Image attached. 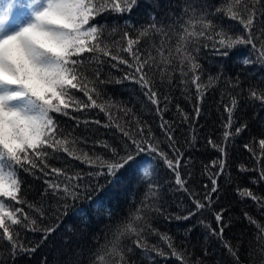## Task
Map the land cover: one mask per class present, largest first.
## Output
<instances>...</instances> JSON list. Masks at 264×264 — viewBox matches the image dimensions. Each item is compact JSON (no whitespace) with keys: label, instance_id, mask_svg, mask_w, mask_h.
I'll return each instance as SVG.
<instances>
[{"label":"trees","instance_id":"1","mask_svg":"<svg viewBox=\"0 0 264 264\" xmlns=\"http://www.w3.org/2000/svg\"><path fill=\"white\" fill-rule=\"evenodd\" d=\"M192 2L193 0H137L130 13H116L109 8L95 16L90 23L105 26L104 39L108 41H118L123 32L134 37L137 30L153 23V17L157 26H162L166 32L178 31L177 21L182 24L188 18L184 14V8ZM228 2L229 0H194L197 7L207 6L206 11L212 14L208 18L219 26L217 31L223 27L230 29L233 34H243L238 22L228 19L224 11H217L226 9ZM12 3L16 8H21L30 5L31 0H12ZM249 6L251 7L250 0ZM256 7L259 20L253 29L254 36L264 28V15H260L264 13V0ZM126 23L128 27H125ZM113 29H116V34L109 37L108 34ZM161 39V34L141 39L138 46L141 53L147 55L151 52L155 55L153 45L159 47ZM168 43L174 46L175 37L169 36ZM197 47L199 51L193 54L201 66L200 81L206 85L202 100H197L198 94L191 84V74L182 78L173 67L169 68L173 72L172 83L161 85L157 72L154 77L155 87L161 96L169 97L163 119L170 123L174 131L175 147L183 153L179 171L186 181L188 193L196 194L195 198L203 201V194L212 186L210 174L218 170L211 167V162L224 160V173L217 178L218 199L214 195L210 208L196 212L187 220L177 219L176 217L195 211L192 200L187 193L178 189L174 173L162 161L154 160L148 153L142 154L141 171L144 166L153 165V180L159 185V195L154 203L161 212L145 214L147 222L155 230H145L142 237L145 248L136 247L131 239L125 240L126 247L131 248L130 252H125L127 264H237L222 241L228 242L236 251L239 264H260L264 258L257 251L264 247V236H261V229H264V206H259L251 199H241L237 195V188H248L264 200V180L251 170L257 167L253 153L261 155L258 141L264 139V102L250 96V91L253 90L258 95H264V63L257 59V52L251 45H236L227 50V56L218 54L210 40L201 39ZM225 50L219 48V52ZM89 55L85 53L84 57ZM122 55L128 58L126 54ZM100 59L102 63H93L89 67L99 71V80L95 83L99 96L94 98L97 103L104 105L105 111L99 108L83 112L69 109L68 115L54 114L58 130L67 135L70 141L75 140L74 144L69 143V150L77 156L87 153L89 156L110 159L112 154L109 148L119 149L125 141L115 125L119 124L125 130L134 129L133 117H136L151 128L159 141L160 149L167 152L169 158H174L169 151V143L159 128L160 117L155 107L145 98L144 90L138 83L123 79L129 69L110 58L101 56ZM245 59L251 62L245 64ZM86 75L95 80L91 71ZM209 77L213 78L210 84ZM182 79L187 83H181ZM72 95L87 102L83 93L72 90ZM232 98L237 100V105L233 112L231 132L234 133L242 125L247 127L239 135H232L225 140L223 134L227 114L224 106H230ZM177 105L187 115V120L177 110ZM161 106L164 107L163 100ZM197 106L200 109L198 117L195 115ZM126 109L130 110L127 114L124 111ZM106 113H110V119ZM209 141L223 147L224 153L214 148ZM104 144L109 148H105ZM246 144L252 149L251 152L245 148ZM48 165L61 168L67 176L79 175V181L70 182L79 183V196L75 199L66 198L63 193H53L48 189V181L63 184L66 182L64 176L45 175L38 169L34 174L19 169L21 197L34 205V208L41 209L43 215L30 209L27 204H14L5 198L6 202L10 208H23L30 218L36 219L38 229L55 230L47 239H43L40 230L31 231L13 226L12 231L19 232V240L24 246L34 247L35 251L17 252L13 257L10 245L6 240L0 239V264H97L96 257L102 246L112 240L118 226L141 206L147 192V182L123 170L117 173L118 180L115 181L107 175H96L100 171L98 166L84 163L63 152L50 155ZM242 167L249 171H241ZM259 167L264 169V159L260 161ZM205 185H208V189ZM222 210L221 226L224 227V233L221 239L210 235L206 226L218 231L214 213ZM245 213L255 223L250 224ZM164 236L169 239L165 241L162 238ZM257 236H261L260 242H257ZM169 243L172 248L168 247ZM173 250L179 255H173ZM159 252L164 255H159Z\"/></svg>","mask_w":264,"mask_h":264},{"label":"snow or ice","instance_id":"2","mask_svg":"<svg viewBox=\"0 0 264 264\" xmlns=\"http://www.w3.org/2000/svg\"><path fill=\"white\" fill-rule=\"evenodd\" d=\"M250 2L251 7L249 0H229L226 9H217L218 12L224 11L228 19L238 22L242 26L243 34H233L230 29L223 27L217 31L219 26L208 18L212 14L206 11L207 6L197 7L193 0L184 8V14L188 18L182 24L177 21L178 31L166 32L162 26H157L153 17V23L137 30L134 37L128 32H123L118 41L105 40V26H97L90 21L109 8L116 13H130L136 6L137 0H31L30 16L18 23L16 27H9L8 23L12 3H9L7 8H0V239L6 240L10 245L13 257L17 252L35 251L34 247L24 246L19 240V232L12 231L13 226H20L31 231L40 229L37 228L36 219L30 218L21 207L10 208L5 198L14 204H27L30 209L43 215L41 209L34 208V205L21 197L19 169L33 174L38 169L45 175L64 176L66 182L63 184L48 181V189L53 193H63L66 198L75 199L79 196V183H70L79 181V175L67 176L61 168L48 165L50 155L56 152H63L74 159L98 166L100 171L96 175H107L113 181L118 180L117 173L123 170L147 182V192L141 206L137 208L135 214L118 226L112 240L102 246L96 257L97 264H127L125 252H130L131 248L126 247L125 240L131 239L136 247L145 248L146 245L142 243L145 230L155 231L147 222L145 214L161 212L154 203L159 195V185L153 180V165L144 166L141 171L142 154L148 153L154 160L162 161L166 168L174 173L178 189L187 193L192 200L195 211H190L183 217H176L177 219L187 220L196 212L211 207L213 196L216 195L218 199L217 178L224 173V160L211 162V167L218 170L210 174L211 188L208 189V185L204 186L208 190L203 194V201L196 199V194L188 193L185 187L186 181L179 171L183 153L175 147L174 131L170 123L163 119L169 97L161 96L155 87L154 77L158 72L161 85L165 83L170 85L173 79V72L169 71L170 67L178 71L182 78L191 74V84L198 94L197 100L198 102L202 100L206 85L200 81L201 66L193 54L199 51L197 44L201 39L212 41L218 54L224 56H227V50L236 45H251L257 52V59L264 63V28L260 29L258 35H253V29L259 20L256 6L261 0H250ZM128 26L126 23L125 27ZM115 34L116 29H113L108 35L112 37ZM152 34H161L160 45L159 47L153 45L155 55L151 52L144 55L138 46L141 39L148 38ZM169 36L175 37L174 46L169 45ZM257 41H259V47H257ZM217 45L226 50L219 52ZM85 53L90 55L85 58ZM122 53L128 58H124ZM101 56L110 58L116 64L124 65L129 69L123 79L138 83L144 90L145 98L155 107L160 117L159 128L168 141L169 151L174 158H169L168 153L160 149L159 141L151 128L136 117H133L134 129L125 130L119 124L115 125L125 141L119 149L109 148L107 144H104V147L109 148L112 154L110 159L89 156L87 153L77 156L69 150V143L74 144L75 140L70 141L67 135L58 130L54 114L68 115L69 109L83 112L90 108H99L105 111L104 105L97 103V99L94 98L99 96L95 86L96 80H99V71L89 67L93 63L97 65L102 63ZM243 62L249 64L251 61L245 59ZM89 71L92 72L95 80L88 78L86 73ZM212 79L209 77V84ZM181 83H187V81L182 79ZM72 90L83 93L87 102L72 95ZM250 96L264 102V95H258L254 90L250 91ZM162 100L164 107L161 106ZM236 105L237 100L232 98L231 105L224 106L227 114L223 134L225 140L232 135H239L247 127L242 125L236 128L234 133L231 132ZM177 110L184 120L188 119L179 105ZM124 111L127 114L130 110ZM199 114L200 109L197 106L195 115L198 117ZM106 115L109 119L111 118L110 113ZM209 143L212 144V141ZM258 144L261 155L256 156L253 153L257 167L251 170L257 172L260 179L264 180V169L259 167L260 161L264 159V139H260ZM212 146L224 153L220 145L212 144ZM245 148L252 151L247 144ZM240 170L249 171L243 167ZM237 195L241 199H251L259 206H264V200L254 195L248 188H237ZM245 218L250 224L255 223L247 213ZM214 219L219 230L210 226L206 227L210 235L222 239L223 210L214 213ZM54 230V228L40 230L42 238L47 239ZM261 236H264V229H261ZM261 236L256 237L257 242H260ZM162 238L165 241L169 239L167 236ZM222 242L239 264L236 251L228 242ZM168 247L172 248V245L169 243ZM257 251L261 257H264V247ZM158 254L164 255L162 252ZM173 255L179 254L173 250ZM260 264H264V258L261 259Z\"/></svg>","mask_w":264,"mask_h":264},{"label":"rangeland","instance_id":"3","mask_svg":"<svg viewBox=\"0 0 264 264\" xmlns=\"http://www.w3.org/2000/svg\"><path fill=\"white\" fill-rule=\"evenodd\" d=\"M9 3H12V1L10 0H5L0 2V8H7ZM13 4H12V8L11 10H13ZM32 8H27L22 10L20 13L18 12H14L12 14L9 15V27H16L18 25V23L23 22L24 20H26L30 14H31Z\"/></svg>","mask_w":264,"mask_h":264}]
</instances>
